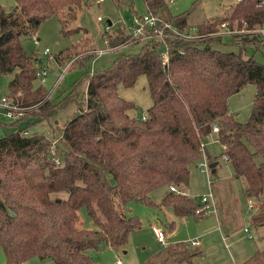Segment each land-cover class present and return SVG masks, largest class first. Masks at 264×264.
<instances>
[{
	"label": "trees",
	"instance_id": "16d2710c",
	"mask_svg": "<svg viewBox=\"0 0 264 264\" xmlns=\"http://www.w3.org/2000/svg\"><path fill=\"white\" fill-rule=\"evenodd\" d=\"M15 1L10 8L0 4V78L10 75L8 94L39 121L70 101L78 108L57 137L28 134L24 126L0 135L3 264H26L34 256L55 264H98L89 249L102 243L124 248L129 233L142 224L137 215L126 213L131 200L170 206L178 216L200 217L192 196L168 189L155 202L151 192L159 186L186 185L202 143L209 170L214 171L217 162L213 166L210 162L217 160L206 151L214 125L223 146L221 155L234 175L243 179L244 193L253 200L249 219L264 229V62L244 56L242 50L211 45L221 41L227 30L234 43L264 41V34L257 31L264 26V0H237L227 14L194 25L198 34L194 38L166 31V62L160 39L141 42L137 52L120 53L109 65L85 71L55 100L49 98L45 85L35 84L39 58L25 51L21 37L55 15L62 35L81 34L55 54V61L88 45L77 61L83 65L95 53L92 38L85 26L69 24L92 0ZM143 2L146 11L169 20L180 32L190 28L187 10L166 16V0ZM129 39L130 33L117 30L110 36V46ZM140 74L146 76L152 101L144 114L133 116L128 113L133 102L118 88L132 86ZM247 83L255 85V93L249 117L241 122L228 100ZM81 84L85 95L79 100ZM61 191L66 195H59ZM81 206L94 228L77 225ZM167 226L173 229L175 221ZM201 254L197 245L177 240L162 244L139 264H181ZM238 264H264V248L258 247Z\"/></svg>",
	"mask_w": 264,
	"mask_h": 264
},
{
	"label": "rangeland",
	"instance_id": "374dc122",
	"mask_svg": "<svg viewBox=\"0 0 264 264\" xmlns=\"http://www.w3.org/2000/svg\"><path fill=\"white\" fill-rule=\"evenodd\" d=\"M237 0H166L167 8L163 14L168 16L170 13L175 14L187 10V23L189 27H194L214 16H222L227 14ZM15 0H0V4L4 7L10 8L15 4ZM144 13L146 11L143 0H127L116 4L113 0H92L88 7L82 8L77 12V16L73 19L69 26L82 25L88 30V35L92 38V47L95 49H109L110 36L115 35L117 30L124 33H129L130 27L128 23L131 20L133 13ZM101 16V20H98ZM110 22L111 24H109ZM236 25L234 22V29ZM108 28V29H107ZM223 28V27H222ZM222 28H219L222 29ZM107 30V31H106ZM187 30H190L187 28ZM192 32V30H190ZM226 32V31H225ZM224 32V34H225ZM80 33L70 36H65L60 33V25L58 18L53 15L45 19L36 28L34 33L22 35V44L28 54L35 53L38 58L47 64L49 68L46 77L45 87L48 93L51 85L59 78V83L50 93V99H58L64 93L71 83L80 77L85 71L91 72L94 69H100L109 65L112 59L120 53L137 52L141 42H133L130 39L127 44L116 47L113 50H106L104 53H93V57L84 60V64L78 63V58H82L84 53L90 46H82L79 48V53L74 54L69 58H61V61H55V54L70 43L79 38ZM38 38L35 43L34 39ZM235 37L228 32L221 36V41H211L213 47L222 50L239 51L242 50L244 56L253 55V57L261 62H264V41H257V43H234ZM264 38V35H263ZM48 47L49 54H44L43 49ZM82 56V57H81ZM67 66V67H66ZM10 75H3L0 78V135L10 132L19 127L24 129L28 134L44 133L48 136H58L63 124L77 111V102L70 101L49 119L35 120L36 117L28 115L26 109H23L22 115L18 120L7 116V108L2 102V97L6 96L9 101L12 100L11 95L7 92V81ZM35 84H41L36 77ZM85 84L79 86V94L77 98L82 100L84 98ZM120 94L130 99L133 102V109L138 115L146 112L147 107L151 104V97L147 87V80L144 74H140L132 86L125 87L119 85ZM127 92V94H125ZM255 93V85L253 83L245 84L238 92H235L229 97V107L238 121L244 122L248 119L251 112L253 97ZM128 95V96H127ZM140 107V108H138ZM13 122V125L10 122ZM222 146L217 140L216 136L209 135L206 143V151L212 158H216L217 166L214 173H211V180L222 183L224 189L219 191L220 199L224 200V211L226 213V224H234L233 227L243 228L247 226L249 232L255 235V240L260 247L264 248V229L256 228L249 219L250 211L248 208V197L244 193V181L242 178L236 177L233 173L230 162H227L222 152ZM201 160L206 158L205 151L200 152ZM195 166V165H194ZM197 167V166H195ZM204 173L209 172V169H200ZM217 181V182H216ZM163 186L155 188L151 192V198L158 202L161 200L163 194ZM208 192V189L207 191ZM59 195H66L65 191L59 192ZM237 202V203H236ZM237 205V206H236ZM242 208L243 217L240 219V209ZM158 210V211H157ZM126 213L128 215H137L141 220V226L133 229L128 236L125 248L115 251L113 247L102 243L98 249L91 248L88 250L89 254L98 264H114V261L119 257L123 264H139L146 259L158 248L160 243L154 237V234L149 224L157 216L162 220L166 219V213L156 208L154 205H148L136 200H131L127 203ZM79 221L77 225L82 228H94L95 223L87 212L85 206L78 209ZM198 219V220H197ZM200 218H195L194 215H189L184 221L178 225L176 232L171 235L174 241L184 240L190 241L192 237L198 235V226H200ZM177 221H175L176 223ZM241 222V224H239ZM161 228V227H160ZM188 239V240H186ZM5 260L4 252L0 247V264ZM26 264H55L41 261L38 257H31Z\"/></svg>",
	"mask_w": 264,
	"mask_h": 264
},
{
	"label": "crops",
	"instance_id": "0c3cea01",
	"mask_svg": "<svg viewBox=\"0 0 264 264\" xmlns=\"http://www.w3.org/2000/svg\"><path fill=\"white\" fill-rule=\"evenodd\" d=\"M125 94H127V92H125ZM128 113L133 116L137 115V113L133 109H129ZM211 135L216 136V131H212ZM226 161L229 162L228 160ZM213 170L214 171L210 172L209 170V172L204 173L202 170H198L197 167L193 166L190 170L188 183L184 186H181L180 188L181 190L185 191L186 194L192 196L196 200V202L199 201L201 194L206 193L207 189L208 191L211 190L213 194L215 209H216L215 212L198 217L200 218L199 221H201L200 226H198L197 229L198 235L192 237L191 240L189 241L191 242L192 240H196L197 241L196 245L199 248H201L202 254L199 256H195L189 262L184 261L181 264H238L244 259L248 258L251 254H253V252L258 247H260L258 242L255 240V235L252 232L250 233L248 228L247 230H245L247 226L240 228L239 225L238 228H235L233 227L234 224L232 225L226 224L227 223L226 213L224 211V204H222V202L224 203V200L220 199L221 195H219V191L224 189V187L222 183L220 182L218 183L216 181L217 184H215V191H214V184H213L214 180H211V173L215 172L216 167ZM168 189L169 187L167 185L163 186L162 197ZM156 208L166 213V219L162 220L160 216H157V218H155L153 221L149 223L151 225V229H152V225H155L161 227L165 231L164 243L174 241L171 239L172 238L171 235L174 232H176L179 223L181 221H184L189 215L178 216L174 213V211L170 206L163 205L161 207H156ZM242 217H243V211L241 208L240 219H242ZM171 221H177V222L175 223L174 228L169 230L167 224ZM239 224H241V222ZM249 233L251 234V237L248 236ZM159 243H160L159 245L160 247L162 243L161 242ZM120 249H115V251H118ZM50 261L52 260H45L44 262L50 263ZM52 263H54V261H52Z\"/></svg>",
	"mask_w": 264,
	"mask_h": 264
},
{
	"label": "built area",
	"instance_id": "2783aa9c",
	"mask_svg": "<svg viewBox=\"0 0 264 264\" xmlns=\"http://www.w3.org/2000/svg\"><path fill=\"white\" fill-rule=\"evenodd\" d=\"M98 20H101V16L97 17ZM131 37V41L133 42H144L147 41L151 38H157L161 40V46L163 49L160 51V54L163 58V61L166 62L168 59V49H167V44L165 42V37L167 36L166 31H171L174 34H178L180 36H183L185 38H194L197 37L198 34H196V30L194 27H190L189 29L192 30H184L183 32H180L179 29L169 20L162 19L159 15L151 13V12H144V13H133L131 16L130 22L127 24ZM224 25V24H223ZM108 29V28H107ZM257 31L261 34H264V26H261L257 28ZM35 43L38 42V38L34 39ZM127 43L119 44V45H114L110 46L109 49H102L98 48L95 49L96 54L104 53L106 50H113L116 47H120L122 45H125ZM50 52V49L48 47H45L43 49L44 54H48ZM67 67V66H66ZM49 68L46 63L42 62L40 59L38 60L36 64V77L39 79L41 84L46 83V77L48 75ZM59 83V78L54 82L53 85L50 87V93L53 91V89L56 87V85ZM49 93V94H50ZM2 102L5 105V108H7V116L11 118H19L22 113L23 109H25L22 106H19L16 102L13 100L9 101L6 96L2 97ZM218 127L216 125L213 126V131H216ZM26 133V132H25ZM200 151H205L204 144H201ZM206 157V155H205ZM196 166L200 169H210L209 168V161L206 158L202 159L199 158ZM170 190L174 192H182L185 193V191L180 190L175 184H171L168 186ZM253 205V200L251 198L248 199V208L250 209ZM215 205H214V200H213V194L210 191L201 194L198 205L195 208V213L198 214L199 216L207 215L212 212H215ZM152 230L154 232L155 237L159 242L162 244L165 242V231L155 225H152ZM247 230V227L245 228ZM248 236L251 237V234L249 233ZM191 243L193 245L197 244L196 240H192ZM114 264H123L120 258L115 260Z\"/></svg>",
	"mask_w": 264,
	"mask_h": 264
},
{
	"label": "water",
	"instance_id": "95a60500",
	"mask_svg": "<svg viewBox=\"0 0 264 264\" xmlns=\"http://www.w3.org/2000/svg\"><path fill=\"white\" fill-rule=\"evenodd\" d=\"M108 23H110V22H108ZM216 162H217V161L210 162V166H213V165H215V164H216Z\"/></svg>",
	"mask_w": 264,
	"mask_h": 264
}]
</instances>
